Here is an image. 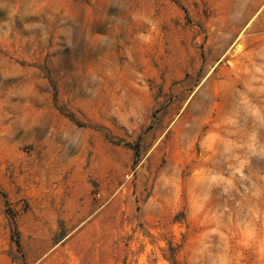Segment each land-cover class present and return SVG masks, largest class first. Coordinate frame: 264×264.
Masks as SVG:
<instances>
[{
	"label": "rangeland",
	"instance_id": "obj_1",
	"mask_svg": "<svg viewBox=\"0 0 264 264\" xmlns=\"http://www.w3.org/2000/svg\"><path fill=\"white\" fill-rule=\"evenodd\" d=\"M0 264H264V0H0Z\"/></svg>",
	"mask_w": 264,
	"mask_h": 264
}]
</instances>
